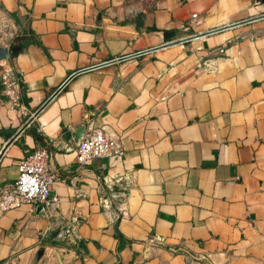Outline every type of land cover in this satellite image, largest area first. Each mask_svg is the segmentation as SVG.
<instances>
[{
    "label": "crops",
    "instance_id": "0c3cea01",
    "mask_svg": "<svg viewBox=\"0 0 264 264\" xmlns=\"http://www.w3.org/2000/svg\"><path fill=\"white\" fill-rule=\"evenodd\" d=\"M15 45L0 190L43 147L59 180L0 218V264H264V0H0ZM81 127L123 156L79 163Z\"/></svg>",
    "mask_w": 264,
    "mask_h": 264
},
{
    "label": "built area",
    "instance_id": "2783aa9c",
    "mask_svg": "<svg viewBox=\"0 0 264 264\" xmlns=\"http://www.w3.org/2000/svg\"><path fill=\"white\" fill-rule=\"evenodd\" d=\"M2 81L6 95L18 105L21 89L14 72L5 70ZM123 154L120 137L104 128L87 131L76 147L77 160L84 165L95 159L121 157ZM58 180L51 151L47 147L36 150L20 162L16 181L0 190V218L23 205L50 207L53 204L51 188Z\"/></svg>",
    "mask_w": 264,
    "mask_h": 264
},
{
    "label": "water",
    "instance_id": "95a60500",
    "mask_svg": "<svg viewBox=\"0 0 264 264\" xmlns=\"http://www.w3.org/2000/svg\"><path fill=\"white\" fill-rule=\"evenodd\" d=\"M20 51H21V47L18 45H15L11 50H6V49L0 48V61L8 60L11 55H17V54H19ZM86 132H87L86 127H81L77 130V132L74 135V141L76 143V146H78L79 143L83 140ZM14 140L15 139H13L9 144L13 143ZM8 146L6 147V149L8 148ZM0 160H1V158H0ZM44 252H45L44 248L39 249V251L37 252V254L34 258L33 264L39 263V261L43 257Z\"/></svg>",
    "mask_w": 264,
    "mask_h": 264
}]
</instances>
